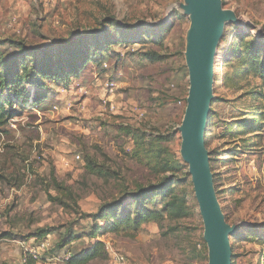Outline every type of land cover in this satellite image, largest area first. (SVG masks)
<instances>
[{
    "label": "rangeland",
    "instance_id": "obj_1",
    "mask_svg": "<svg viewBox=\"0 0 264 264\" xmlns=\"http://www.w3.org/2000/svg\"><path fill=\"white\" fill-rule=\"evenodd\" d=\"M222 6L205 144L232 231L231 264H264V77L250 61L253 47L264 55V0ZM193 14L187 0H0V61L31 68L60 46L94 55L78 75L43 78L37 92L46 98L14 106L17 116L0 128V264H23L25 246L43 241L45 258L60 255L47 264H66L64 249L80 254L96 241L109 255L89 264H115L117 255L128 264L209 263L182 155ZM167 185L186 200L181 212L165 207ZM150 192L160 196L150 201ZM141 198L164 211L162 223L134 238L97 232L110 204L134 212ZM43 228L52 233L30 237Z\"/></svg>",
    "mask_w": 264,
    "mask_h": 264
},
{
    "label": "water",
    "instance_id": "obj_2",
    "mask_svg": "<svg viewBox=\"0 0 264 264\" xmlns=\"http://www.w3.org/2000/svg\"><path fill=\"white\" fill-rule=\"evenodd\" d=\"M192 4L194 26L187 51L190 91L182 126V155L190 165L195 193L204 220L208 264H231V229L219 205L205 132L213 98L215 54L227 14L222 0H187Z\"/></svg>",
    "mask_w": 264,
    "mask_h": 264
},
{
    "label": "trees",
    "instance_id": "obj_3",
    "mask_svg": "<svg viewBox=\"0 0 264 264\" xmlns=\"http://www.w3.org/2000/svg\"><path fill=\"white\" fill-rule=\"evenodd\" d=\"M157 39V38H156ZM153 41H157V40ZM83 39L79 40L84 46ZM88 43V42H87ZM90 48V47H88ZM79 50V49H78ZM77 49H71L68 46H60L57 51H50L51 55L40 56L39 58H33L31 68L27 67L24 63L22 66L15 65V61H0L2 64V69L0 72V128H3L8 122L17 116V112L13 108L16 105L24 106L27 103H40L46 98L44 93L40 89H45L46 84L43 78H51L52 80H60L66 75L68 78L71 74L78 75L80 70L85 66L84 64L91 60L94 55H89V51L78 52ZM252 58V70L256 75L264 77V55L261 56L260 47H253ZM238 50L235 52L237 55ZM26 59V57H25ZM151 61L158 59V56H149ZM65 70L64 74L60 68ZM61 68V69H62ZM31 69V72H30ZM68 69V70H67ZM28 85V87H27ZM31 88H35L33 94ZM8 90V97H3V94ZM45 97V98H44ZM43 98V99H42ZM2 131V129H0ZM175 184V183H174ZM175 187L171 188L167 185L166 189L161 190V196L168 195L170 198L166 202L165 207L168 210L175 208V213L181 212L184 208L183 203L186 202L185 199L180 200L175 196ZM152 194V192L147 193V198L150 201H154L157 196ZM109 209L104 210L98 215L97 219H105L106 223L104 226H98L97 232L106 231L118 235H127L132 238L136 237L140 232L145 230L146 223L156 222L162 223L165 216L164 211L158 209H151L145 204V199L141 198L137 204L136 210L132 212L128 208H123L122 204H110ZM172 212V211H171ZM52 233L49 229H39L38 232L31 233L30 237H36L37 239H43L48 237ZM5 235L12 236L11 233H6ZM95 237L96 234H91ZM68 242V241H67ZM62 243L60 241L56 242L54 248L61 250ZM71 250L70 248H67ZM72 251V250H71ZM109 255L108 249L105 247L103 241H96L93 245L85 248V251L80 254H75L72 251V257L68 261V264H89L97 259H105ZM27 261L36 262L33 258H28Z\"/></svg>",
    "mask_w": 264,
    "mask_h": 264
},
{
    "label": "built area",
    "instance_id": "obj_4",
    "mask_svg": "<svg viewBox=\"0 0 264 264\" xmlns=\"http://www.w3.org/2000/svg\"><path fill=\"white\" fill-rule=\"evenodd\" d=\"M112 85V84H111ZM25 245V244H24ZM25 256H24V259L25 261L28 259V258H33L34 260H36V262H43L41 264H47V262H51L53 259L54 260H57L59 259L60 255H54L52 256L51 258H48V257H44V255L48 252L49 250V247H48V243L47 241H43L42 243L38 244L35 248H28L25 246ZM44 254V255H43ZM63 258L61 257L62 259V262L68 264V261L71 259L72 257V251L71 250H68V249H64V252H63ZM115 264H128L127 263V259L122 256V255H117L115 257Z\"/></svg>",
    "mask_w": 264,
    "mask_h": 264
},
{
    "label": "crops",
    "instance_id": "obj_5",
    "mask_svg": "<svg viewBox=\"0 0 264 264\" xmlns=\"http://www.w3.org/2000/svg\"><path fill=\"white\" fill-rule=\"evenodd\" d=\"M23 264H38V262H28L27 260L25 262H23Z\"/></svg>",
    "mask_w": 264,
    "mask_h": 264
},
{
    "label": "bare ground",
    "instance_id": "obj_6",
    "mask_svg": "<svg viewBox=\"0 0 264 264\" xmlns=\"http://www.w3.org/2000/svg\"><path fill=\"white\" fill-rule=\"evenodd\" d=\"M191 7H192V4H191Z\"/></svg>",
    "mask_w": 264,
    "mask_h": 264
}]
</instances>
